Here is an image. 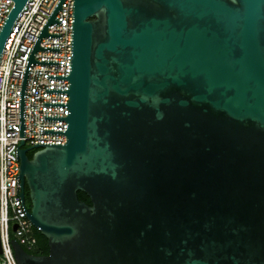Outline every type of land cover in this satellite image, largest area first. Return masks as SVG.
<instances>
[{
	"label": "water",
	"instance_id": "95a60500",
	"mask_svg": "<svg viewBox=\"0 0 264 264\" xmlns=\"http://www.w3.org/2000/svg\"><path fill=\"white\" fill-rule=\"evenodd\" d=\"M0 59L28 0H14ZM21 200L47 239L18 264H264V0H74L65 145L23 148ZM18 192V188H17ZM85 193L91 205L78 193ZM16 230V227H14ZM1 252V249H0Z\"/></svg>",
	"mask_w": 264,
	"mask_h": 264
},
{
	"label": "built area",
	"instance_id": "2783aa9c",
	"mask_svg": "<svg viewBox=\"0 0 264 264\" xmlns=\"http://www.w3.org/2000/svg\"><path fill=\"white\" fill-rule=\"evenodd\" d=\"M59 0H28L15 20L5 43L0 59V264H18L12 240L22 247L33 249L37 244L35 228L25 213L30 211L28 202L21 200L20 176L21 160L17 146L20 145V93L27 60L33 45L55 9ZM14 0H0V32L10 12ZM74 0H65L56 20L62 24H51L47 32L59 34L61 38L44 37L43 48H60V52L36 51V61L60 62L59 65L32 64L25 94V137L24 147L36 144L65 145L67 136L45 134L49 131H67L68 122L44 120V117H68L67 107L45 106V103H69L66 93H47L46 89L69 90L70 81L48 79V76H70L72 55ZM46 146L32 148V154ZM21 146L18 147L20 150ZM31 154V153H30ZM18 188V192H17ZM16 227V230H14Z\"/></svg>",
	"mask_w": 264,
	"mask_h": 264
},
{
	"label": "trees",
	"instance_id": "16d2710c",
	"mask_svg": "<svg viewBox=\"0 0 264 264\" xmlns=\"http://www.w3.org/2000/svg\"><path fill=\"white\" fill-rule=\"evenodd\" d=\"M32 156H33V154H30L31 158H32ZM78 197L80 200L91 205V200L85 193L79 192ZM36 238H37V244L33 249H28L26 246H23V248L27 252H29L30 254H34V255H38V256H43V255L48 254V241H47V239L41 233H37Z\"/></svg>",
	"mask_w": 264,
	"mask_h": 264
},
{
	"label": "flooded vegetation",
	"instance_id": "af4514ba",
	"mask_svg": "<svg viewBox=\"0 0 264 264\" xmlns=\"http://www.w3.org/2000/svg\"><path fill=\"white\" fill-rule=\"evenodd\" d=\"M31 154H32V152H31ZM48 253H49V247H48ZM47 255V254H46Z\"/></svg>",
	"mask_w": 264,
	"mask_h": 264
}]
</instances>
